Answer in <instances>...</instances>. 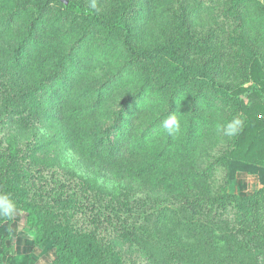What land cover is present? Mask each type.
<instances>
[{
	"label": "trees",
	"instance_id": "obj_1",
	"mask_svg": "<svg viewBox=\"0 0 264 264\" xmlns=\"http://www.w3.org/2000/svg\"><path fill=\"white\" fill-rule=\"evenodd\" d=\"M66 1L67 5L60 0H47L43 6L42 3L36 5V17L25 23V28L17 37L19 44L14 56L15 65L25 68L30 63L32 65L43 60L49 69L60 56L57 58L47 54L46 46L53 47V41L57 39L58 45L61 43L62 46L67 37L78 34L75 42L87 41L96 30L101 33L102 28L107 29L108 34H121L127 61L115 73L119 79L114 74L100 89L94 90L97 95L91 100L72 98L70 92L77 83L78 73L73 70L74 73L68 78L63 76L70 65H73L71 69L76 68L77 48L74 39L70 53L60 57L56 69L40 77L37 85L28 89L29 93L21 91V95L8 94L2 100L8 98L10 104L22 103L25 110L16 115L25 122L26 118L32 119L42 110L40 100L35 99L39 89L46 88L51 81L60 80V88L52 97V112L56 114L53 121L58 122L64 139L68 138L72 147L79 150L81 160L89 167L95 166L108 173L115 172L113 174L123 176L131 183L138 181L140 186H165L172 180H182L175 183L181 191L173 199L191 217L199 221L204 219L209 224L231 221L228 218L223 220L226 216L224 211L230 203L236 202L232 212L233 217H236V220L233 218L235 224L238 221L240 250L252 256V264H264V215L262 209L258 208L264 199V114L244 128L236 145L238 148L244 147L247 156L258 149L259 157L256 161L231 159L228 150L216 165L209 163L199 176L189 172L190 176L197 178L196 184L184 172L163 170L165 174L159 173L158 163L163 153L157 155V148L153 146L149 153L154 152L157 156L149 160L144 157L146 152H141L144 145H152L147 142L143 123L147 118L151 119L145 126L151 130L152 126L161 124L172 113L179 120L185 115L181 114V110L189 106V124L193 131L199 124L195 119L200 117V104L197 100L204 99L208 93L219 96V83L215 82L214 72L207 68L195 70L187 63L188 55L177 49L178 53H182L179 55L174 46H169V51H165V48L158 51L150 40L149 43L146 40V45L140 43L139 37L144 35L143 26H150L160 12L155 0H95V9L89 4L93 0ZM57 5L58 12L51 15ZM178 5L175 14L182 12L186 15L185 3L179 2ZM47 11L50 16L44 24L42 21ZM83 22L85 26L80 29ZM137 25L141 28L135 31ZM49 30L50 35L46 34ZM172 53L176 60L174 64L164 60H171ZM37 54L39 56L33 58ZM255 68L262 81L253 93L264 97V70L258 63H255ZM126 83L129 86L132 83L131 86L136 88V97L126 93V99L117 102L118 110L113 111L110 117L112 123H102L111 113V107H105L109 102L106 97ZM244 91L246 89L240 88L232 94L237 96ZM181 99L186 102L190 100V103L187 106L177 105L176 102ZM146 101L148 104H145ZM159 106L163 111L153 120V110ZM2 118L3 115H0V121ZM173 133L174 130L168 132L170 141ZM43 146L35 142L34 136L28 142H23L22 135L6 134L0 137V194L10 195L17 210L27 213L26 224L29 229L36 230L37 243L46 240L52 243L56 252L53 264H143L141 258L137 263V258L130 256L134 252H137L138 257L144 256L146 264H183L184 261L175 260L172 255V258L160 257L152 245L161 234V228L157 227L161 223L166 222L172 228L175 226L177 232H182L181 224L176 222L177 212L162 208L153 216L150 215L152 219L147 217L146 220L156 221V233L150 231L152 228L149 226L152 224L138 227L129 220L133 216L131 209L128 210V216L114 213L112 206L117 197L98 195L92 191L88 178L43 163L39 156ZM166 154L164 152L163 157ZM163 160L170 161L169 157ZM219 166L229 168L230 173L222 185L214 192H209L201 183ZM238 173L257 175L261 188L252 196L231 195L228 185ZM158 175L163 177L158 178ZM117 203L122 208L125 204L128 206L126 200ZM3 221L11 220L0 218V223ZM6 251L4 244L3 253ZM158 252L160 254V250ZM0 264H4L2 256Z\"/></svg>",
	"mask_w": 264,
	"mask_h": 264
},
{
	"label": "rangeland",
	"instance_id": "obj_2",
	"mask_svg": "<svg viewBox=\"0 0 264 264\" xmlns=\"http://www.w3.org/2000/svg\"><path fill=\"white\" fill-rule=\"evenodd\" d=\"M46 2L47 0H0V90H3L0 92V115H3L0 121V129L2 128L3 132L0 133V137L6 134L22 135L23 142H28L29 139L33 140L34 136L38 145H44L39 152L43 163L88 178L92 191L98 195L117 197L114 207L112 206L114 213L120 212L128 216V210L131 209L133 216L129 220L138 227L152 224L153 226H149L152 228L150 231L156 233L158 231L156 221H149L153 218H150V215L153 216L162 208L177 212L176 222L181 224L182 232H177L175 226L172 228L166 222L157 225L161 228V234L152 245L160 257L170 258L172 255L175 260L184 261L183 264H252V256L242 252L238 244L241 237L237 233L238 221L235 224L236 217H233L232 212L236 202L230 203L228 209L224 211L226 216L223 220L228 218L231 221L224 223L215 221L209 224L204 219L199 221L191 217L183 210L181 204L173 199L181 191L175 183L182 180H172L165 186H140L138 181L131 183L123 176L113 174L115 172L108 173L95 166L89 167L81 160L79 150L72 147L68 138L64 139L58 122L53 121L56 114L53 113L52 97L60 88V80L51 81L46 88L39 89L35 99L40 100L42 110L38 116L26 118L25 122L16 115L17 112L25 110L22 103L10 104L8 98L2 100L8 94L29 93L28 89L36 86L40 77L56 69L59 58L70 53L71 42L74 39L75 42L79 37V34L67 37L62 46L61 43L58 45V39L53 41V47L46 46L47 54L50 53V56L57 58L60 56L57 63L54 62L49 69L43 60L32 65L30 63V66L25 68L15 65L14 56L19 44L17 37L25 28V23L36 17V5L42 3L43 6ZM155 2L160 12L150 26H143L144 35L139 37L140 43L146 45V40L147 43L150 40L158 51L163 48L169 51V46H174L176 52L177 49L185 52L188 55L187 63L192 68L195 70L207 68L214 72L215 82L219 83V96L208 93L204 99L197 100L200 104V117L195 119L199 124L193 131L192 125L189 124L191 120L189 106L186 110H181V114L185 115L178 120L180 127L174 130L171 141L161 124H155L151 130L146 128L145 126L152 121L147 118L143 123V129L147 135V142H151L152 145L149 143L143 146L141 152H146L144 157L152 160L154 156L166 152L165 157L163 154L160 157L159 173L165 174L163 170L184 172L194 184L198 183V180L190 176L189 172L199 176L209 163L216 165L218 159L228 150L231 159L256 161L259 157L258 149L247 156L244 147H236L242 132L234 138H229L223 135L222 127L233 117L239 116L244 120L245 128L253 119H259V116L264 114V97L253 93L262 81L255 63L261 65L264 70V0H155ZM179 2L185 3L186 15L182 12L175 14ZM58 7L59 5L55 6L51 15L58 12ZM167 9L170 12H166ZM49 16L50 13L47 11L42 21L44 24ZM40 26L42 29V24ZM84 26L83 22L80 29ZM138 28L141 27L137 25L135 31H138ZM101 30V33L96 30L87 41L75 42L76 68L71 69L73 65H70L65 69L63 76L68 78L74 72L78 73L77 83L70 92L72 98L86 100L95 98L97 91L94 90L100 89L127 61L121 34H108L107 29ZM50 33L51 30L46 32L48 35ZM173 53L171 60L166 58L164 60L174 64L176 60ZM38 56L33 55V58ZM116 77L119 79V75ZM131 85L132 83L130 86L126 83L106 97L109 102L105 107L110 106L111 113L106 120H102V123H112L110 117L113 111L118 110L117 102L120 99H126L127 94L136 97L137 90ZM240 88L246 91L237 96L232 94ZM71 97L68 96L67 99L70 100ZM176 103L179 106H187L190 100L186 102L185 99H181ZM162 111L160 106L154 109L153 120L160 116ZM96 118L100 119L99 116ZM153 146L157 148V155L154 152L149 153ZM166 157H169V162L163 160ZM229 173V168L215 167L201 185L207 191L214 192L224 183ZM188 176L185 177L189 180ZM260 188L259 177L245 173H238L228 185L231 195L241 197L252 196ZM124 200L128 206L126 204L124 208L118 206L117 202L124 203ZM258 208L264 213V199ZM26 221L27 213L17 210V214L10 222L0 223V256L4 264H53L56 252L52 243L48 240L37 243L36 230L29 229ZM166 238H169L168 242ZM4 244L7 247L5 254ZM136 253L130 256L134 259L136 257L137 263L141 258L143 264H146L144 256L138 257Z\"/></svg>",
	"mask_w": 264,
	"mask_h": 264
},
{
	"label": "clouds",
	"instance_id": "obj_3",
	"mask_svg": "<svg viewBox=\"0 0 264 264\" xmlns=\"http://www.w3.org/2000/svg\"><path fill=\"white\" fill-rule=\"evenodd\" d=\"M95 9L97 7L95 0L91 4ZM162 129L171 133L173 130H178L180 127L179 121L175 113H172L165 118L161 123ZM244 128V120L239 116L233 117L222 127V133L225 137L234 138L238 136ZM17 214V205L10 195L0 194V218L11 220Z\"/></svg>",
	"mask_w": 264,
	"mask_h": 264
},
{
	"label": "water",
	"instance_id": "obj_4",
	"mask_svg": "<svg viewBox=\"0 0 264 264\" xmlns=\"http://www.w3.org/2000/svg\"><path fill=\"white\" fill-rule=\"evenodd\" d=\"M62 3H64L65 5L68 4V2L66 0H60Z\"/></svg>",
	"mask_w": 264,
	"mask_h": 264
},
{
	"label": "built area",
	"instance_id": "obj_5",
	"mask_svg": "<svg viewBox=\"0 0 264 264\" xmlns=\"http://www.w3.org/2000/svg\"><path fill=\"white\" fill-rule=\"evenodd\" d=\"M259 118H262L261 116H259Z\"/></svg>",
	"mask_w": 264,
	"mask_h": 264
}]
</instances>
